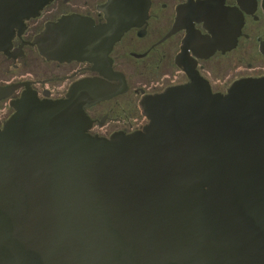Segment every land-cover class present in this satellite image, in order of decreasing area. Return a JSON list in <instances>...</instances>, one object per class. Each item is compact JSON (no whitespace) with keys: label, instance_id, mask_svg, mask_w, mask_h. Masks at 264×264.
I'll return each instance as SVG.
<instances>
[{"label":"water","instance_id":"1","mask_svg":"<svg viewBox=\"0 0 264 264\" xmlns=\"http://www.w3.org/2000/svg\"><path fill=\"white\" fill-rule=\"evenodd\" d=\"M49 1L0 0V50ZM191 78L110 138L85 108L114 92L25 94L0 129V264H264V77Z\"/></svg>","mask_w":264,"mask_h":264},{"label":"flooded vegetation","instance_id":"2","mask_svg":"<svg viewBox=\"0 0 264 264\" xmlns=\"http://www.w3.org/2000/svg\"><path fill=\"white\" fill-rule=\"evenodd\" d=\"M193 74L224 94L264 77V0H50L0 50V129L25 94L68 99L83 85L114 92L85 108L88 132L130 134L149 122L146 99Z\"/></svg>","mask_w":264,"mask_h":264}]
</instances>
